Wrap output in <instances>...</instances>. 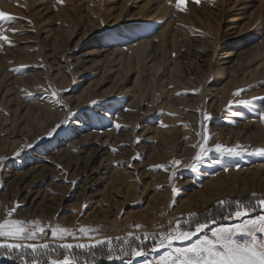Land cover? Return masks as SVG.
<instances>
[{"label":"rangeland","instance_id":"374dc122","mask_svg":"<svg viewBox=\"0 0 264 264\" xmlns=\"http://www.w3.org/2000/svg\"><path fill=\"white\" fill-rule=\"evenodd\" d=\"M176 4L0 0V221L45 227L0 264L202 261L179 252L264 217V0Z\"/></svg>","mask_w":264,"mask_h":264},{"label":"snow or ice","instance_id":"6c2138e0","mask_svg":"<svg viewBox=\"0 0 264 264\" xmlns=\"http://www.w3.org/2000/svg\"><path fill=\"white\" fill-rule=\"evenodd\" d=\"M183 0H177L176 7L178 10L183 11ZM11 21V18L6 15L3 11H0V21ZM0 40L7 41V37L4 35L2 31V25H0ZM234 95H238L235 93ZM231 103V102H230ZM205 119H209L206 115ZM51 135V133H49ZM205 143L208 140V137H204ZM195 147V146H194ZM240 145L230 148H224L220 144L215 146L216 151L219 152H227L231 155H239L240 153L237 151L240 148ZM208 149L205 148L203 144L200 145L199 150L194 157L195 162H199L203 155L206 154ZM257 154L264 155V149H255ZM175 164H179L180 161H174ZM193 171L196 170V163L190 165ZM175 191V189H173ZM223 203V202H221ZM261 206H264V199L259 201ZM15 209H12L6 212V218L3 221H0V240L7 239L10 241H16L17 243H0V248H18L20 247L21 240H31L35 237L36 233L39 232L43 234L45 232V227L41 226L39 221H31L25 222L23 220H17L13 218V213ZM247 209H240L238 206V210L234 213L236 218H240L242 216H246ZM194 215V214H193ZM206 224H198L196 226L195 232L189 231H179V228L176 230L175 235H169L166 239L169 240H189L192 236L201 232ZM49 230L51 231V235L53 239L63 240L67 236L74 235L72 229H68L59 225L50 226ZM78 231L82 234L87 235L91 231H95V229H91L87 226H82L78 229ZM259 231L264 232V217H261L259 221H249L243 225H237L235 228H221L217 231H213L212 236L213 240H209L207 238L200 240L198 243L193 244L191 247L184 249L179 252L181 256H188V254H193L197 257L203 254L204 259L202 261H196L191 259H185L182 261V264H264V242L260 244H256L253 241L251 244H240L237 243L233 236L237 233H243L251 235L252 233ZM97 243H102L101 241H97ZM163 243V241H161ZM27 247H32L33 251H36V247L34 245H26ZM41 247H47V245H42ZM66 249H71L72 245H63ZM77 247L83 248L85 245L80 244ZM219 248V250H217ZM137 255L140 253L137 252ZM54 264H74V261L65 256L63 261H56Z\"/></svg>","mask_w":264,"mask_h":264},{"label":"built area","instance_id":"2783aa9c","mask_svg":"<svg viewBox=\"0 0 264 264\" xmlns=\"http://www.w3.org/2000/svg\"><path fill=\"white\" fill-rule=\"evenodd\" d=\"M42 238H43V237H42L41 235H39V238H38V239H39V240H42Z\"/></svg>","mask_w":264,"mask_h":264}]
</instances>
